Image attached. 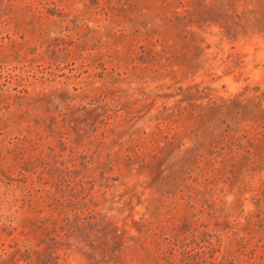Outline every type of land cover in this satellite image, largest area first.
Wrapping results in <instances>:
<instances>
[{
  "label": "rangeland",
  "instance_id": "1",
  "mask_svg": "<svg viewBox=\"0 0 264 264\" xmlns=\"http://www.w3.org/2000/svg\"><path fill=\"white\" fill-rule=\"evenodd\" d=\"M0 264H264V0H0Z\"/></svg>",
  "mask_w": 264,
  "mask_h": 264
}]
</instances>
